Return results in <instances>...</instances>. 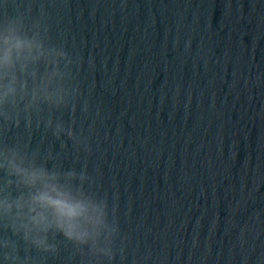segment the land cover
Masks as SVG:
<instances>
[{
	"label": "water",
	"instance_id": "obj_1",
	"mask_svg": "<svg viewBox=\"0 0 264 264\" xmlns=\"http://www.w3.org/2000/svg\"><path fill=\"white\" fill-rule=\"evenodd\" d=\"M17 10L73 57L75 114H43L88 149L43 125L4 138L86 168L119 234L112 260L0 239L28 264H264V0H0Z\"/></svg>",
	"mask_w": 264,
	"mask_h": 264
},
{
	"label": "clouds",
	"instance_id": "obj_2",
	"mask_svg": "<svg viewBox=\"0 0 264 264\" xmlns=\"http://www.w3.org/2000/svg\"><path fill=\"white\" fill-rule=\"evenodd\" d=\"M49 30L42 19L29 21L19 10L0 20V224L24 242L26 251L56 254L58 244L52 241L59 236L82 256L112 260L119 226L110 219L107 200L91 190L86 168L66 170L53 162L51 152L31 148L20 135L12 143L4 138L21 125L29 134L43 125L57 139L66 136L88 149L73 126L43 114L45 106L75 114L81 95L75 61L64 45L50 42ZM88 110L85 100L82 111ZM0 248L9 264L32 260L22 259L9 237L0 239Z\"/></svg>",
	"mask_w": 264,
	"mask_h": 264
}]
</instances>
